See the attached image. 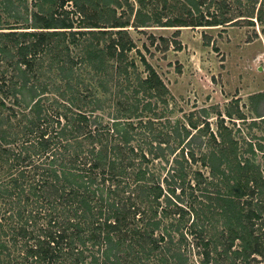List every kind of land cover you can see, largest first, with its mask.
Here are the masks:
<instances>
[{"label":"trees","instance_id":"16d2710c","mask_svg":"<svg viewBox=\"0 0 264 264\" xmlns=\"http://www.w3.org/2000/svg\"><path fill=\"white\" fill-rule=\"evenodd\" d=\"M42 1L54 4L53 9L46 12L39 6L27 24L0 25V264H192L185 252L188 244L199 264H214L213 250L230 257V264L234 258L255 264L249 260L253 254L264 264V158L256 168L252 158H240L229 140L234 171L229 187L219 193L210 188L202 192L203 186L197 193H204L197 201L208 200L205 209L211 205L205 216L218 206L219 227L204 234L190 221L182 229L186 210L177 201L188 164L198 158L193 152L200 132L180 122L152 131L156 119L149 97H157L164 85L141 52L143 74L126 57L134 43L122 27L125 21L112 13L97 16L112 0H70L69 11L79 15L77 24L61 8L66 0ZM186 1L196 14L186 8L188 14L165 16L161 24L219 25L250 20L243 15L254 11L201 12L197 0ZM11 2L0 0V11L11 15ZM258 2L254 17L260 19L264 0ZM221 5L229 8L226 2ZM136 13V24H144L145 12ZM78 43L82 54L73 58L69 45ZM39 49L52 50L48 59L61 63L63 80L52 82L55 92L49 97L53 105L43 99L53 80L47 74L37 79L44 73L35 64ZM112 75L122 93L111 92L113 98L105 103L113 109H105L103 118L98 109H103ZM120 82L131 92H123ZM263 98V90L248 94L250 108L264 123V106L258 110L254 105ZM202 123L206 129V120ZM144 130L150 131L148 137ZM247 144L245 150L253 153L250 140ZM166 154L171 163L159 178L150 160H167ZM222 155L212 147L199 154L210 177L223 172ZM193 172L199 175L198 169ZM253 193L256 197L249 203L246 196L250 199ZM235 238L238 246L233 245Z\"/></svg>","mask_w":264,"mask_h":264},{"label":"rangeland","instance_id":"374dc122","mask_svg":"<svg viewBox=\"0 0 264 264\" xmlns=\"http://www.w3.org/2000/svg\"><path fill=\"white\" fill-rule=\"evenodd\" d=\"M197 1V6L201 12L206 8L209 11L213 10V12L218 9L227 11V9L235 10L239 8V12H245L247 7H251L254 11L252 15L242 14L251 18L250 20L241 18L219 25L161 24L165 16L171 17L177 13L188 14L186 8L190 10L191 14H196L197 10L186 0H142L141 3L138 0H112V3L108 4L109 7L99 11L97 16L105 18L113 14L118 19L125 21L122 27H125L126 35L134 43L126 51V57H131L139 73L143 74L142 63L138 59V52H141L157 72L164 85L161 91L159 90L157 97L155 95L149 97L154 105V119H156L152 131L158 127L168 130L173 122L176 124L180 122L190 131L200 132L199 141L195 143L193 152L194 156H198V158L188 164V169L184 175L183 188L179 193L181 199L177 202L186 210L183 212V218L179 223L181 228L184 229L186 225L190 224V221H194V225L198 226L197 230L207 234L214 232L219 227L220 218L215 212L218 206L215 205V211L212 212L211 216H208L210 217L208 221L206 220L208 217L205 215L209 214L207 211L211 205L208 209H205L207 206H205V203L208 200H197L204 197V193H202L204 188H210L220 193L229 187L228 184L232 180L231 176L234 174L232 168L233 158L230 152L227 151L229 140L234 143L235 152L241 155L240 158L243 156L252 158V162L257 163L256 168L257 166L261 167L264 158V123L250 108L248 101L249 93L256 90L264 91V7L260 12V19H258L254 15L257 6L258 8L261 7L259 0ZM221 2H226L229 8L223 7ZM11 3L14 4L15 9L9 11L12 12L11 15L5 11H0V25H5L6 22H16L19 25L27 24L30 21L32 11L37 10L39 6L43 10L46 9V12L52 10L54 6L50 3V6H47L48 3L41 2V0H12ZM71 6L70 0H66L61 8L67 9L66 15L73 18L72 24H77L78 22L75 19L79 15L77 12L69 11ZM138 10L139 12H145L144 15L146 14L144 24H136L135 17ZM24 16L27 18L24 19ZM156 16L158 20H154ZM26 28H39V26ZM48 38L51 39H49L51 42L55 41L53 35H49ZM79 49V43L71 44L68 53L73 58H77L78 54H82V51L78 52ZM52 52V50L39 49L35 59V64L41 70H44V73L40 71L42 76L37 75V79H43L47 74L53 80L50 84L48 83L50 89V92H47L48 97L43 98L44 100L48 98L50 105L54 104L53 100L49 99L50 95L52 96L55 92H52V82L59 79L63 80L61 78L63 74H59L58 67L61 63L48 59ZM61 55L63 57L67 56L62 51ZM46 68L48 69L45 71ZM84 75L86 74L84 73ZM133 82L132 79L131 83ZM123 84V82H120V89L123 92L130 93L131 91L128 88H122ZM106 86L107 92L104 93L105 96L103 95L102 102L104 104V106L102 105L103 109L102 107L98 109L103 118L107 116L105 109H113L110 104L105 103L113 98L111 92L122 93L119 89L117 90L119 84H115L114 75L109 77ZM77 87L83 88L80 84ZM140 93L138 92L137 95H141ZM161 98L163 99L161 100ZM254 105L258 110H261L264 106V98L258 99ZM204 119L207 122L206 129L205 123H202ZM191 122L195 126H192ZM196 126L198 127L196 128ZM140 129L138 127V130ZM207 130L212 132L213 139ZM144 131V136L148 137L150 131ZM220 132L221 134H219ZM176 140L177 138L173 139V142ZM248 140H250L253 153L245 150L248 146ZM258 144H260L259 147ZM208 147H212L218 153L221 152L224 154L222 155L224 159H226L220 161L223 172H218L213 177L208 175L206 165L199 160V154ZM166 155L168 156L167 160L153 157L150 160L151 169L159 174V178L168 163H171L170 154ZM194 169L199 170V175L193 172ZM260 174L264 176L263 168L260 170ZM195 176H198L197 183L194 182L197 178ZM209 179L211 182H207ZM193 182L196 187L190 189L192 188L190 184ZM201 187H203L202 192L197 195L198 188ZM195 192L196 195H194ZM253 196L256 197L255 193L250 199L249 196H246L249 203L253 202ZM174 216H176V213H174ZM199 225L204 227L200 229ZM238 242L239 239L235 238L233 245L238 246ZM185 252L188 257L187 262L190 260L192 264H199L195 261L199 257L194 252V247L188 244ZM230 260V257L216 254L213 250L211 261L214 264H230ZM249 260L255 261V264H263V258L259 257L258 254L250 255ZM232 264L242 263L234 258Z\"/></svg>","mask_w":264,"mask_h":264}]
</instances>
